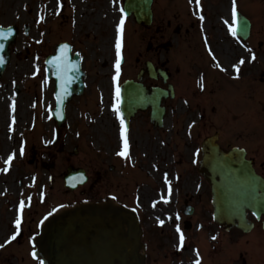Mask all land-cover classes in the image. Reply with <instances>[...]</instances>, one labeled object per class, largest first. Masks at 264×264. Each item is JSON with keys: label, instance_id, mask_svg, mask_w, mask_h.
I'll return each mask as SVG.
<instances>
[{"label": "rangeland", "instance_id": "obj_1", "mask_svg": "<svg viewBox=\"0 0 264 264\" xmlns=\"http://www.w3.org/2000/svg\"><path fill=\"white\" fill-rule=\"evenodd\" d=\"M180 1L189 5L193 17L187 16L198 21L200 37L213 50L215 62L221 67L225 66L231 76L234 71H239L243 85L250 87V81L257 80V64L263 63L264 66V13L259 12L264 8V0H203L200 5H196L195 0H155V8L160 6L161 9L168 5L164 9L166 18L170 19L176 12L173 3ZM122 2L0 0V25H16L19 29L16 41L11 46L14 50L11 63L0 78L1 233L8 231L10 219L17 213L20 200L41 199L43 197L36 193H43L45 189L48 191L44 195L49 194V200L76 204L91 196L98 201L120 202L129 206V195L136 190L137 185H140L137 188L139 192L144 189L143 193H151V190L142 186H151V178H159V172L170 167L171 158L177 157L170 142L179 129L174 119L191 113L189 104H178L177 100L170 103L172 110L168 111L160 132L156 133L148 127L147 115L140 114L133 121L129 136L126 137L132 144L124 149L117 148L122 146L123 139L120 136L122 123L116 111L117 80L125 75V79L130 78L128 71L133 76L136 74L138 66L135 59L139 57L143 60L149 56L144 51L150 40L149 32L135 24L132 18L125 19L121 26L124 19L121 15ZM230 2L238 6L250 5L253 12V37L258 36L257 40H262L261 45L257 42L251 44V41L246 44L236 38L227 14ZM201 10L206 14L204 17L198 14ZM178 24L175 18L172 26ZM120 27L121 39L118 36ZM193 34H196V27L193 28ZM112 35L114 41L110 43L108 39ZM195 39L198 40L197 36ZM62 40H70L74 51L83 57L87 88L84 98L75 99L67 105L66 122L56 128L49 115L50 108L54 106V86L44 75L43 59ZM251 45L255 49L260 48L259 57H256L255 51L251 52ZM201 49L206 55L207 50L202 43ZM123 52L126 57L119 65L117 59ZM225 57L231 60V64L228 61L226 64ZM124 78L119 79V82L124 81ZM177 80L187 83L180 88ZM189 80L186 73L176 78L172 76L181 95L192 87ZM252 103L255 105L254 101ZM22 109H25L26 121L19 125L17 118H21ZM84 111L85 115L82 116ZM254 113L249 110V121ZM185 119H191V116L187 115ZM254 122L255 117L252 118V124ZM217 128L211 125L207 129ZM224 131L236 132V129L226 128ZM59 146L66 147L63 154L58 153ZM73 146L78 147L76 154L70 153ZM7 149H10L9 153H6ZM111 164H116L117 171L116 167L113 171L108 169ZM69 165L85 168L88 175L87 182L72 192L63 187L61 180ZM149 199L147 196L144 200L146 207ZM33 209L29 211L31 217ZM150 210L147 208L146 212L149 214ZM153 221L148 215L146 223L152 224Z\"/></svg>", "mask_w": 264, "mask_h": 264}, {"label": "flooded vegetation", "instance_id": "obj_2", "mask_svg": "<svg viewBox=\"0 0 264 264\" xmlns=\"http://www.w3.org/2000/svg\"><path fill=\"white\" fill-rule=\"evenodd\" d=\"M156 19L153 17L155 28L161 24ZM176 33H180L179 28ZM151 36L155 38V35ZM157 40L148 45L149 56L145 60L157 68H165L167 81L172 78L170 68L190 70L191 65L202 71L205 81L201 89L194 87V105L200 113L194 118L191 141L181 147L184 161L177 162L178 167L169 176L167 171L163 173L164 181L155 193L169 205L170 224L151 225L139 216L143 228V263L264 264L263 217L254 220L252 230L247 233L219 227L212 220L210 186L198 170L202 140L217 133L218 144L225 150L233 146L243 149L252 160L256 173L264 180V72H260L257 86L252 90L255 105L251 103L249 107L246 88L241 85L232 88L226 75L208 72L184 41L175 42L164 50L163 43ZM167 53L171 55L167 56ZM249 110L255 112L253 124L252 118L248 120ZM211 125L219 128L207 129ZM226 128L236 129V132L224 131ZM45 216L35 211L31 219L33 226L14 232L17 237L12 232H0V264H40L35 253V238ZM15 239L16 245L12 243Z\"/></svg>", "mask_w": 264, "mask_h": 264}, {"label": "water", "instance_id": "obj_3", "mask_svg": "<svg viewBox=\"0 0 264 264\" xmlns=\"http://www.w3.org/2000/svg\"><path fill=\"white\" fill-rule=\"evenodd\" d=\"M151 0H126L139 23L150 22ZM249 24L244 19L236 23V32L246 37ZM14 28H0V75L9 62L8 45L14 41ZM47 76L55 79L56 108L53 116L63 119L64 104L73 94L82 91L78 60L69 57V47L59 45L54 55L46 60ZM149 92L141 84L131 83L122 88L121 104L124 113L130 108H155L159 92ZM160 113L156 120L159 121ZM201 172L209 180L212 189L214 218L219 224L245 229V210L254 215L264 212L262 181L254 173L250 162L235 150L228 152L216 148L213 138H207L204 147ZM215 147V148H214ZM79 169H68L67 184L73 188L81 176ZM126 225L127 229L124 228ZM55 228L50 248L51 264H141L140 229L135 216L112 205H80L59 214L50 223Z\"/></svg>", "mask_w": 264, "mask_h": 264}, {"label": "bare ground", "instance_id": "obj_4", "mask_svg": "<svg viewBox=\"0 0 264 264\" xmlns=\"http://www.w3.org/2000/svg\"><path fill=\"white\" fill-rule=\"evenodd\" d=\"M50 5H53V4H50ZM113 36H114V35H112V37H110V38L108 39V42L112 43V42L114 41V40H113ZM226 60H227L229 63H231V60H230V59H226ZM23 110H25V109H22V111L20 112L21 118H20V119L17 118V120H18V122H19V125L24 124V122L26 121V120H25V117H24V113H25V111H23ZM9 150H10V149H7L6 153H8Z\"/></svg>", "mask_w": 264, "mask_h": 264}]
</instances>
